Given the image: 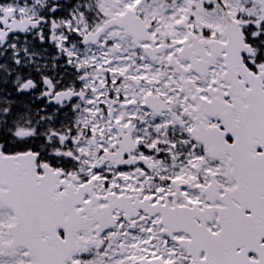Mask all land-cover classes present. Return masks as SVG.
Segmentation results:
<instances>
[{
  "label": "snow or ice",
  "instance_id": "snow-or-ice-1",
  "mask_svg": "<svg viewBox=\"0 0 264 264\" xmlns=\"http://www.w3.org/2000/svg\"><path fill=\"white\" fill-rule=\"evenodd\" d=\"M0 264H264V0H0Z\"/></svg>",
  "mask_w": 264,
  "mask_h": 264
}]
</instances>
